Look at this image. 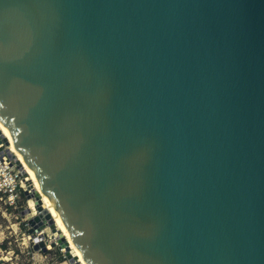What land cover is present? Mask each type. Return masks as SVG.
Masks as SVG:
<instances>
[{"label": "water", "instance_id": "1", "mask_svg": "<svg viewBox=\"0 0 264 264\" xmlns=\"http://www.w3.org/2000/svg\"><path fill=\"white\" fill-rule=\"evenodd\" d=\"M0 119L87 264H264V0H0Z\"/></svg>", "mask_w": 264, "mask_h": 264}, {"label": "rangeland", "instance_id": "2", "mask_svg": "<svg viewBox=\"0 0 264 264\" xmlns=\"http://www.w3.org/2000/svg\"><path fill=\"white\" fill-rule=\"evenodd\" d=\"M0 132L3 135L1 130ZM10 150L15 155V152L11 148ZM16 159L24 170L23 162L17 157ZM27 175L31 186L36 189L34 180L28 173ZM30 199L34 201L33 205H30ZM37 201L36 197L29 198L27 203L24 199L21 201L24 205L21 210L5 208L3 202H0V259L5 257V264H15L16 262L18 264H53L54 262L63 263L64 261L69 263L63 252L64 247L62 244L64 241L62 240V233L58 232V230L56 233L54 232L56 229H59L57 221L46 209L44 212V208L40 207ZM30 207H34V209L32 210ZM23 210H28V212L22 214ZM52 223L56 229L52 228ZM37 237L44 244L47 241L48 245L45 244V246H50L52 243L55 244L51 248H47L46 251H42L40 248L36 249L32 239L34 238L35 240ZM64 238L66 239L65 236ZM39 243L36 245H39ZM68 245L70 246V244ZM70 249L73 251L74 258L77 261L72 246H70Z\"/></svg>", "mask_w": 264, "mask_h": 264}, {"label": "built area", "instance_id": "3", "mask_svg": "<svg viewBox=\"0 0 264 264\" xmlns=\"http://www.w3.org/2000/svg\"><path fill=\"white\" fill-rule=\"evenodd\" d=\"M8 147V143L0 135V202H3L5 208L21 210L24 207L21 201L25 199L27 203L24 192L29 190V187L19 164H15L12 160ZM60 263L54 262L53 264ZM64 263L69 264L66 261ZM0 264H5L4 260H0Z\"/></svg>", "mask_w": 264, "mask_h": 264}, {"label": "bare ground", "instance_id": "4", "mask_svg": "<svg viewBox=\"0 0 264 264\" xmlns=\"http://www.w3.org/2000/svg\"><path fill=\"white\" fill-rule=\"evenodd\" d=\"M0 130L3 132V135H4L5 139L8 140L7 143H8V146H9V147H8L9 150H10V148H11V149L15 152L16 157H17L19 160H21V161L23 162V164H24V171L26 172V176H27V177L25 178V180H27V181L29 182V179H28V175H27V173H28V174L30 175V177H32V179L34 180V184H35V186H36V189H35L33 186H31V188H32V189H31V192H32V195H31V196H32V197H36V198L38 199L37 202H38V204H40V207H42V208H44V210L46 209V211L50 212L49 214H51L52 217L57 221V222H56V223H57V226H58V228H59L61 231H60L59 229H57V230H58V232H61V233H62V234H61V233H60V234H61V236H62V240L64 241L63 244H62V246L64 247V251H65V248H66V247H67V248H70V246H72V248H73V250H74V253L76 254V257H77V262H78L79 264H87L86 260H85V259L83 258V256L81 255V253H80V251H79V249H78L76 243L74 242L73 238L71 237L70 233L68 232L66 226L63 224V222H62V220L60 219V217H59L57 214H55L54 206L52 205V203H51L49 197H48L47 194L45 193L43 187L41 186V184H40L39 181L37 180V178H36V176L34 175V173L32 172V170H31L30 166L28 165L27 161L23 159L22 152H21L20 149L18 148V146H17V144L15 143V141L12 139V137H11L9 131L7 130V128L5 127V125L3 124V122H2L1 119H0ZM10 152H11V150H10ZM11 154H13V153L11 152ZM15 155L13 154V156H15ZM16 157H15V158H16ZM19 166H20L21 169H23L20 163H19ZM28 199H29V198H28ZM28 199H27V202H28ZM29 203H30V205H33L34 201L30 199ZM27 205H28V204H27ZM30 208H31V207H30ZM36 208H38V207H36ZM28 209H29V208H28ZM31 209L33 210L34 207H32ZM29 212H30V209H29ZM40 213H41V212H40ZM34 214H35V213H34ZM38 214H39V213H38ZM37 220H38V219H37ZM52 221H53V220H52ZM63 235L66 237V239L64 238ZM40 240H41V239H40L39 237L35 238V240H34V238L32 239V241L35 242V243H39ZM66 240H67V242H66ZM43 241H44V240H43ZM45 244L48 245V244H47V241L45 242ZM53 244H55V243H52V245H53ZM68 244H70V246H69ZM52 245H50V246H46V247H47V248H51ZM70 250H71V249H70ZM71 252H72V254H71L72 258L75 259L72 250H71ZM4 259H6V258H5V257H2L0 260H4ZM60 264H65V263L63 262V263H60Z\"/></svg>", "mask_w": 264, "mask_h": 264}]
</instances>
